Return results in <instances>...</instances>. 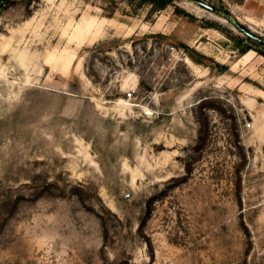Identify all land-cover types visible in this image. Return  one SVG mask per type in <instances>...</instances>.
Here are the masks:
<instances>
[{
    "label": "rangeland",
    "instance_id": "rangeland-1",
    "mask_svg": "<svg viewBox=\"0 0 264 264\" xmlns=\"http://www.w3.org/2000/svg\"><path fill=\"white\" fill-rule=\"evenodd\" d=\"M236 24L264 41V0H6L0 264H264V44Z\"/></svg>",
    "mask_w": 264,
    "mask_h": 264
},
{
    "label": "water",
    "instance_id": "water-1",
    "mask_svg": "<svg viewBox=\"0 0 264 264\" xmlns=\"http://www.w3.org/2000/svg\"><path fill=\"white\" fill-rule=\"evenodd\" d=\"M200 4L203 5L205 8H208V9H211V10H216L215 7L209 5V4L205 3V2H201ZM236 25H237L240 29H242V31H243L244 33H246L248 36L253 37V38L256 39V40H261L259 37L253 35V34L250 33L249 31L243 29V28H242L241 26H239L238 24H236Z\"/></svg>",
    "mask_w": 264,
    "mask_h": 264
},
{
    "label": "trees",
    "instance_id": "trees-1",
    "mask_svg": "<svg viewBox=\"0 0 264 264\" xmlns=\"http://www.w3.org/2000/svg\"><path fill=\"white\" fill-rule=\"evenodd\" d=\"M156 1V0H153ZM6 0H0V11L2 9V7L5 5Z\"/></svg>",
    "mask_w": 264,
    "mask_h": 264
},
{
    "label": "flooded vegetation",
    "instance_id": "flooded-vegetation-1",
    "mask_svg": "<svg viewBox=\"0 0 264 264\" xmlns=\"http://www.w3.org/2000/svg\"><path fill=\"white\" fill-rule=\"evenodd\" d=\"M256 40V39H255ZM256 41H258L259 43H261V44H264V41H262V40H256Z\"/></svg>",
    "mask_w": 264,
    "mask_h": 264
}]
</instances>
